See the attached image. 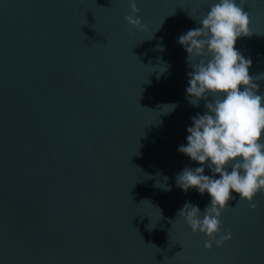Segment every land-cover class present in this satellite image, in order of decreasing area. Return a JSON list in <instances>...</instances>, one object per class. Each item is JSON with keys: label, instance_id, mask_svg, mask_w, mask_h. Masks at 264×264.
I'll return each instance as SVG.
<instances>
[{"label": "water", "instance_id": "water-1", "mask_svg": "<svg viewBox=\"0 0 264 264\" xmlns=\"http://www.w3.org/2000/svg\"><path fill=\"white\" fill-rule=\"evenodd\" d=\"M215 2L136 0V30L128 0H0V264H264V195L229 201L216 238H232L211 251L177 217L210 203L175 183L200 166L178 147L206 111L177 40ZM244 9L255 76L264 0Z\"/></svg>", "mask_w": 264, "mask_h": 264}, {"label": "clouds", "instance_id": "clouds-1", "mask_svg": "<svg viewBox=\"0 0 264 264\" xmlns=\"http://www.w3.org/2000/svg\"><path fill=\"white\" fill-rule=\"evenodd\" d=\"M244 5L245 0H216L199 19L189 14L200 27L177 40L191 68L187 73L188 102L198 107L204 101L206 111L191 118L187 143L178 147L179 153L200 166L184 168L175 183L184 192L196 189L210 197L203 212L185 202L177 217L183 218L193 234L206 237L205 251L231 240L230 232L216 237L221 214L234 196L255 211L254 198L264 195V93H260L258 83L264 80V73L250 75L251 58H245L235 47L238 39L252 35ZM128 7L131 14L124 17L125 23L130 29H143L136 0H128ZM170 106L172 110L175 107ZM205 167L211 175H204Z\"/></svg>", "mask_w": 264, "mask_h": 264}]
</instances>
